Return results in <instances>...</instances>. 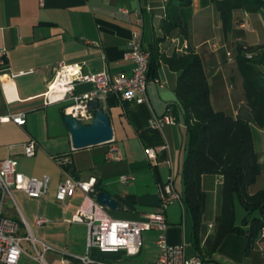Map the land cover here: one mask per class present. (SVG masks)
Returning <instances> with one entry per match:
<instances>
[{
    "label": "crops",
    "instance_id": "crops-1",
    "mask_svg": "<svg viewBox=\"0 0 264 264\" xmlns=\"http://www.w3.org/2000/svg\"><path fill=\"white\" fill-rule=\"evenodd\" d=\"M217 1L190 0L189 4L177 7L178 16L187 24L185 35L178 27L164 34L161 21L167 0H0V50L5 49L7 66L0 70V114L25 113L23 124L13 120L0 122V159L11 155L26 174L37 177L46 174L49 178L48 189L41 196L32 197L21 189H12L13 199H7L4 204L3 214L18 221L20 235L30 232L57 250L71 254L88 251L97 261L144 264L156 258L158 247L154 229L142 231L141 248L134 254H128L125 249L100 252L90 247L87 250L86 224L70 220L82 203L84 191L76 189L63 203L56 199L55 193L66 175L75 179L94 176V185L107 191L121 205L105 207L108 214L138 219L143 213L157 208L158 185L165 182L171 172L175 186L181 190L185 126L173 105L178 71L160 58L154 60L156 66L150 72L152 80L146 86L148 103L120 100L114 94L99 103L109 115L121 155L119 159L107 158L108 142L73 148L64 122L65 102L45 103L43 95L55 66L61 62H78L85 73L103 69L111 73L120 70L129 73L131 62L123 57V52L134 29L140 31L143 45L150 53L156 50L159 54L169 55L192 49L199 54L209 83L211 105L234 117L249 120L254 148L264 161V125L259 126L253 121L236 60L239 41L264 47V0L256 10L233 9L228 31L222 28ZM160 36L163 39L155 43V38ZM212 41L216 42L215 46ZM184 44L186 49L179 51L177 47ZM260 56L258 67L264 72V53L253 57ZM28 69L33 71L14 78L8 76L10 71ZM92 86L90 81H79L75 84V92L90 90ZM153 112H169L175 121L157 128L149 121ZM30 138L36 139L37 147L34 155L27 156L21 144ZM165 141L170 147L171 166L165 162L164 151H158L155 160L149 159L144 152L146 146H157ZM54 156L67 160L58 162ZM122 174L132 178L122 182ZM221 185L222 179L217 174L201 176L206 204L199 247L196 249L192 243L190 225L189 234L186 232V219L184 226L176 219V214L181 212L176 202L166 208L168 241L176 243L184 236L187 247L192 245L197 252L211 242L210 237L206 241L205 237L214 232L221 206ZM262 187L264 164L256 180L249 185V191L252 193ZM37 216L47 220L37 223ZM258 246L261 264H264V237L259 238ZM57 254L58 251L46 252V261L56 264ZM22 255H25L24 261L40 264L33 254L24 251L19 264H26L22 262ZM71 264L83 263L74 259Z\"/></svg>",
    "mask_w": 264,
    "mask_h": 264
},
{
    "label": "built area",
    "instance_id": "built-area-1",
    "mask_svg": "<svg viewBox=\"0 0 264 264\" xmlns=\"http://www.w3.org/2000/svg\"><path fill=\"white\" fill-rule=\"evenodd\" d=\"M124 11H127L123 8ZM240 39V38H238ZM240 42V41H239ZM241 43V42H240ZM215 46L216 42L212 41ZM246 44L242 43L246 57H253L258 53H264V47H255L247 50ZM187 45L177 47L179 51H184ZM230 56V52H226ZM123 57L131 62L130 72L122 70L111 73L106 69L85 73L81 70L78 62H61L55 66L54 74L49 80L44 95V102L63 101V113L65 116H74L82 123H89L93 119L94 109L89 104L93 99L98 103L104 100L109 94L116 95L120 100H131L136 103L149 102L146 86L152 78L149 76L150 51L143 45L140 31L134 29L129 36L127 47L123 52ZM5 49L0 50V70L6 69ZM32 69L10 71L9 78L17 75L32 72ZM79 81H90V90L76 93L75 84ZM13 120L17 124L25 122L23 111L0 114V122ZM150 123L161 128L166 123H172L175 118L169 112L164 114L152 113ZM22 151L27 156L34 155L37 147L35 138H30L21 144ZM164 151L165 162L171 166L169 144L165 141L157 146H146L144 152L149 159H156L157 152ZM106 156L109 159H119L118 146L114 137L108 141ZM58 162H64L66 157L54 156ZM132 178L129 174H122L120 180L127 182ZM49 178L44 174L41 177L28 175L18 167L17 159L8 155L0 159V264H19V258L23 252L21 241L28 240L33 247V258L49 264L45 259L48 251H58L56 264H71L76 259L83 264H124L122 261L111 263L107 261H97L92 258L88 251L84 254H71L64 250H57L50 243L37 238L32 233L25 236L19 234V223L3 214V206L7 199H13L12 189H21L27 195L39 197L48 189ZM95 177L87 179H75L66 175L57 185L55 197L60 202H65L76 189L84 191L82 203L79 205L70 220L83 222L86 224V248H97L100 252L117 251L125 249L128 254L137 253L142 245V231L156 230L155 243L158 247L156 258L150 263L144 264H202L199 252L190 255L186 253L187 242L183 236L182 240L176 243L167 239L168 220L166 208L171 203H178L181 208V224L184 226L185 206L181 198L180 190L175 186L174 174L171 172L168 179L158 185L159 205L152 211L145 212L138 219H124L113 217L106 212L103 204L99 203L94 195L97 190L94 188ZM47 218L37 216L35 221L42 223ZM260 237H264V226L261 229Z\"/></svg>",
    "mask_w": 264,
    "mask_h": 264
},
{
    "label": "trees",
    "instance_id": "trees-1",
    "mask_svg": "<svg viewBox=\"0 0 264 264\" xmlns=\"http://www.w3.org/2000/svg\"><path fill=\"white\" fill-rule=\"evenodd\" d=\"M190 0H167L161 21L164 34L178 27L187 34V24L177 14V7ZM263 0H218L222 28L228 31L232 24V10H256ZM163 36L156 37L155 43ZM260 46V45H259ZM256 46H247L252 50ZM159 58L178 71L174 87L176 113L181 116L185 130V156L181 168V198L188 216L192 243L197 249L201 239L206 191L201 186L205 173L217 174L222 179L221 206L215 219V231L210 237L216 248L229 233L243 234L247 247L258 242L264 226V187L249 191L262 169L253 145L249 120L234 117L223 110L214 109L210 101V88L203 62L192 49L169 55L151 50L148 74ZM260 57H246L242 43L236 45V60L253 121L264 125V72L258 67ZM65 116V115H64ZM95 190L99 187L94 185ZM244 209L240 223L236 222V203Z\"/></svg>",
    "mask_w": 264,
    "mask_h": 264
},
{
    "label": "rangeland",
    "instance_id": "rangeland-1",
    "mask_svg": "<svg viewBox=\"0 0 264 264\" xmlns=\"http://www.w3.org/2000/svg\"><path fill=\"white\" fill-rule=\"evenodd\" d=\"M244 214V209L237 202L236 203V222L240 223ZM176 219L179 223L182 220L181 212L176 214ZM186 232L189 234L188 216L185 214ZM215 226H213L214 230ZM215 231V230H214ZM263 246V242H260ZM21 247L26 253H34L32 244L29 241L22 240ZM188 248V250H187ZM199 253L202 258V264H261V249L258 242L253 243L250 247L246 245V239L243 234L229 233L226 235L224 241L216 248H212L211 243H206L199 248ZM194 246L186 247L187 255L194 253ZM25 255H22V262L30 264L27 259L24 261ZM40 264L43 262L39 261ZM34 264V263H32Z\"/></svg>",
    "mask_w": 264,
    "mask_h": 264
},
{
    "label": "water",
    "instance_id": "water-1",
    "mask_svg": "<svg viewBox=\"0 0 264 264\" xmlns=\"http://www.w3.org/2000/svg\"><path fill=\"white\" fill-rule=\"evenodd\" d=\"M90 108L94 109L91 122L82 123L74 116H65L64 122L70 133L73 148L106 143L113 137V130L108 113L93 99ZM95 199L107 208L121 207L117 199L104 189H99Z\"/></svg>",
    "mask_w": 264,
    "mask_h": 264
}]
</instances>
